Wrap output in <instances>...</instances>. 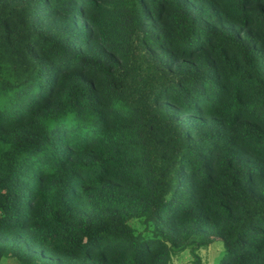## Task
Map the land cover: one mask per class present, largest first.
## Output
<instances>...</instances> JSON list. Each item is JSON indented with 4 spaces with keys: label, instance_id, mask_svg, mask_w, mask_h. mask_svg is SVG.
Wrapping results in <instances>:
<instances>
[{
    "label": "trees",
    "instance_id": "16d2710c",
    "mask_svg": "<svg viewBox=\"0 0 264 264\" xmlns=\"http://www.w3.org/2000/svg\"><path fill=\"white\" fill-rule=\"evenodd\" d=\"M264 264V0H0V263Z\"/></svg>",
    "mask_w": 264,
    "mask_h": 264
},
{
    "label": "rangeland",
    "instance_id": "374dc122",
    "mask_svg": "<svg viewBox=\"0 0 264 264\" xmlns=\"http://www.w3.org/2000/svg\"><path fill=\"white\" fill-rule=\"evenodd\" d=\"M198 255L200 258L201 264H218V261L223 253V247L221 242L218 239H215L213 242H211L206 247L201 248V250H198ZM180 261H185L186 263L190 261V258L183 257L181 260H176L173 262V264H180ZM0 264H17L12 259H2Z\"/></svg>",
    "mask_w": 264,
    "mask_h": 264
}]
</instances>
